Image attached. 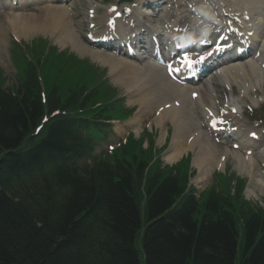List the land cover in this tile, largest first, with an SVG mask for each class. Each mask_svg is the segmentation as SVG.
Masks as SVG:
<instances>
[{"label":"trees","instance_id":"1","mask_svg":"<svg viewBox=\"0 0 264 264\" xmlns=\"http://www.w3.org/2000/svg\"><path fill=\"white\" fill-rule=\"evenodd\" d=\"M22 82L0 87V264H264L263 210L215 190L197 200L186 160L149 175L135 153L86 163L109 127L98 114L56 115L27 138L96 93L61 103L53 87L43 102L34 71Z\"/></svg>","mask_w":264,"mask_h":264},{"label":"bare ground","instance_id":"2","mask_svg":"<svg viewBox=\"0 0 264 264\" xmlns=\"http://www.w3.org/2000/svg\"><path fill=\"white\" fill-rule=\"evenodd\" d=\"M89 3L91 4L90 7L94 9L96 2L90 0ZM208 4L214 9L212 3ZM124 5H119V10ZM214 5H218L228 12H233L235 17H239L243 13L249 17L245 23L255 27L254 37L258 41L255 51L259 49L260 56L256 59L252 58L225 66L218 72L219 77L232 86L231 92L234 93L237 85L241 94H249L250 89L256 86H264V0H226L218 4L214 3ZM74 11V7L52 4L50 1H46L36 13H13V16L5 20V23L0 24V59H5L9 33H13L16 38H31L38 34L49 35L54 42L61 46L70 44L72 50L81 56L89 55L93 62L109 68L114 83L123 84L129 91L130 103L138 105L135 116L129 122L132 127H138L145 117L156 111L158 113L154 122L161 127V139L164 142L168 135V123L172 124L173 134L169 152L166 155L168 163H173L189 151L196 150L194 166L198 170V180H205L215 168L225 170L228 162L232 160L231 157H233L239 171L249 176L252 187L257 185V191L264 192V172L258 165L255 155L251 152L256 151L260 159H263V151L245 144L240 145L239 151L230 149L222 151L212 144L208 133L203 129L204 120L215 115L217 104L222 103L217 102L214 97L210 85H213L212 81L206 80V86L191 87L184 85L179 87L170 82L164 76L162 69L156 65L145 64L141 59L138 60L142 64L136 65L127 59L117 58L113 54H102L99 51L89 49L81 42V25L77 24ZM202 14L206 17L209 16L210 9H204ZM106 19L120 24H122L121 21L128 22L129 26L136 21V18L134 19L131 15L115 20L110 12L104 13L101 20L105 21ZM177 21L178 18L176 17L174 23L177 24ZM125 27L126 30L121 27L117 31H130L127 32L129 34L136 32L131 27L130 30L127 29V25ZM136 27V30L148 29L147 26H139L137 22ZM195 91L199 95L193 99L191 94ZM232 102L234 99L227 103ZM222 107H224L223 103ZM231 107L230 105L229 111ZM236 116L237 114L230 117L235 120ZM231 125L238 126L237 123H231ZM250 132H247L245 141L251 145L248 137ZM252 132L259 133L257 131ZM241 150L248 151L246 154H242Z\"/></svg>","mask_w":264,"mask_h":264},{"label":"rangeland","instance_id":"3","mask_svg":"<svg viewBox=\"0 0 264 264\" xmlns=\"http://www.w3.org/2000/svg\"><path fill=\"white\" fill-rule=\"evenodd\" d=\"M93 1H95L97 3V8L99 7V9H98L99 17H101L105 13V10H106V7L108 6V4L118 3V0H93ZM78 2H77L78 4L76 3V7L78 9L85 8L84 14L79 15L77 18V24L81 25V33H82V30L84 28H86V26H87L86 25L87 23L84 21L86 19V13H87V8L89 6V3H88V0H79ZM9 13H5V14L8 15ZM8 16H10V15H8ZM3 20H4V16L0 18V22H2ZM83 32H85V31L83 30ZM42 36L49 37L50 43L52 46L59 47V49L63 52L68 51L71 54L77 56L78 58L80 57V59H86L89 61L90 64L97 66L102 72H105V86H112L113 88H115V90H109V92H113V91L116 92V96L114 94L105 93L101 97L100 102H104V103L113 102L114 98H117V99L122 101V104L126 108L129 109V108H133L132 106H135L134 109L135 110L137 109V107H138L137 105L130 103L131 96L129 94V91L125 88V86L123 84H115L114 83L113 78L109 73V68H107L106 66H100L99 64L92 62L89 55L81 56L77 52L76 53L73 52V50L70 48L71 47L70 44H66L64 46H61L58 43L54 42L51 36H49V35H42ZM80 39H81L82 43L85 44L81 35H80ZM32 40H33L32 38H27V39L25 38L24 39L25 43H27V44H30ZM8 42H11V41H8ZM62 48H65V49H62ZM97 50H99V49H97ZM99 51L102 52V54H107V52H105V51H102V50H99ZM9 59H10V62L13 66L12 67L10 66L9 61L6 58L5 59L6 66H4L2 64L4 66V68H2V69H3L4 75L8 77L7 80L8 81L10 80L9 83H11V84L13 82L15 83V79L17 78L18 75H21L24 72V70H28L30 68V65L28 62L29 60L31 61V63L39 65V61L37 59H34L31 55V53L28 56L24 50L19 49V46L17 44L11 45V47L9 49ZM16 64L21 66L22 73L20 71H17L18 74L16 73V68H15ZM135 64H137V63H135ZM0 65H1V63H0ZM40 72H41L42 77L45 80V82L46 81L48 82L49 88H51L52 85L57 86L58 93H59V95H62V96H69L70 94H72L74 92H79L81 87H83V86L85 87L89 83L99 84V83L103 82V79L102 80L97 79L96 81H93V82L87 81L84 83L78 81L77 77H76L77 72L74 68L73 61L69 60L68 62H64L61 60V56L54 57L53 53L51 54V57L41 66ZM0 78H3L1 73H0ZM8 81H5V82H8ZM104 90H105V88L103 87L101 90V94L103 93ZM218 91H220V93H223L224 87H221V90H218ZM235 92H236L235 94L238 95V92L236 90H235ZM258 92L260 95H262L264 93V88H260V90ZM222 95L224 96V93ZM95 110H97V109H95L92 105H90V106H88L87 112L91 113ZM260 111L262 112V110H260ZM123 113H125L124 109H123ZM249 114H250V122H249L250 127H254V126L257 127V124H260V123L263 124L264 123V112H262L261 115H257L263 119V121H261L259 123H256L254 121L255 117L253 118L252 112L250 110H249ZM133 116H134V114L128 120H126L124 122H121V121L112 122V123H114L113 124V132H111L108 135L106 140H104L103 142H101L97 145V148L95 149V154L98 156L107 157V155L112 151V150L108 149L109 146L114 147V149L117 151V147L123 142V140L126 139L128 132L134 133V136L136 139L139 137L142 139V151H144L143 145H144V147H147V140H149L151 143L150 136L147 134L148 132H151L149 134L152 135L154 142L150 144V149L148 150V152H150L151 148H153V151L156 149L159 151L160 154L159 153L154 154L153 152H151V155L149 156L148 154L143 153V155L145 157H142V159H144V160L146 159V157H147V159L148 158L150 159V157L151 158L153 157L152 161L149 162V164H150L149 172L155 166L164 167L165 165L169 164L166 160V157H167L166 155L169 152L170 141L167 144V146L165 145L162 149H160L165 144L166 140L163 142V140L161 139V133H162L161 130L162 129H161V127L157 126L154 122L155 118H156L155 111H153L148 117H145L144 120H142L140 122V125L136 128L128 127L129 126L128 122L131 120V118H133ZM242 122H243V120H242ZM261 128L262 127H260L259 129H261ZM136 130L139 133H137ZM172 134H173V126L171 123H168V136L167 137L169 140L171 139ZM216 147L218 149L222 148L221 146H216ZM116 151L113 150L114 153ZM119 152H120V149H118L116 155H119ZM123 152H125V153H123ZM123 152H120V156L125 154V156L127 155L126 157L128 159H131L132 155L134 154L132 151L129 152V151L125 150ZM195 152H196V150L188 152L189 153L188 157L190 158L189 160H191L192 170L194 172L193 175L191 176L190 183H191V186L197 187L199 193L203 192L204 190H207L208 188H211V190L220 191L221 193H224V195H228V193H237L241 184H238L236 182L240 181L239 179H242L241 181L244 182V186L241 188L242 193L244 194L243 199L247 203L250 202L252 205H256L257 203L264 205V192L257 191V189H258L257 185H253L254 187H252L251 180L246 175V173L239 171L234 158H231L232 160H230L228 162L227 167L224 171L223 170H221V171L217 170L216 171V172H221L222 174H225L226 175L225 177H223L222 175H218V177H217L215 175V172H213L215 169H217V168H215L212 171L213 173L211 172L212 174H210V176L207 179L198 180L199 179L198 178V170L194 166ZM186 155L187 154H184L183 156L186 157ZM180 159H181V157H180ZM180 159L175 161V163L179 162ZM175 163L173 162V164H175ZM259 164L264 170V162L259 160ZM149 172H148V175H149ZM229 178H232L234 181H231ZM252 190H254V192H252ZM141 204L143 205V202ZM142 221L144 223V216H142ZM142 233H143V228H142L140 234L138 235V237L136 239V246L138 247L140 252H142V246H141ZM141 261H143V255L142 254H141Z\"/></svg>","mask_w":264,"mask_h":264},{"label":"snow or ice","instance_id":"4","mask_svg":"<svg viewBox=\"0 0 264 264\" xmlns=\"http://www.w3.org/2000/svg\"><path fill=\"white\" fill-rule=\"evenodd\" d=\"M112 11H115V8H113ZM117 15H118V13H117ZM111 23H114V21L111 22ZM219 49H220V46L218 45L217 46V50H219ZM211 54L212 53H208L207 55H211ZM182 59H184L186 62H189V63H192V62H201V61H203L205 59V56H199L196 61H193V58L186 52L184 54V56L182 57ZM170 70H171V66H170ZM253 136H255V133H253Z\"/></svg>","mask_w":264,"mask_h":264}]
</instances>
